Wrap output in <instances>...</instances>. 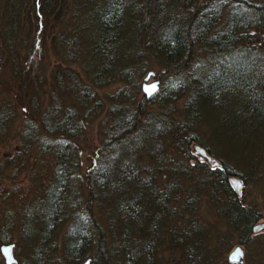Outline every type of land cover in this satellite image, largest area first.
I'll list each match as a JSON object with an SVG mask.
<instances>
[{
    "label": "trees",
    "instance_id": "obj_1",
    "mask_svg": "<svg viewBox=\"0 0 264 264\" xmlns=\"http://www.w3.org/2000/svg\"><path fill=\"white\" fill-rule=\"evenodd\" d=\"M44 37L60 60L50 88L26 64L37 54L41 68ZM2 51L31 103L42 90L51 97L24 119L20 148L0 157V178L54 161L40 213L13 226L31 241L33 264H208L214 241L251 245L264 218L244 196L249 183L264 195V0H0ZM149 71L161 81L150 100ZM112 84L106 109L97 90ZM104 109L86 163L80 141ZM14 111L0 108V143L16 136ZM205 205L219 209L225 233L202 220Z\"/></svg>",
    "mask_w": 264,
    "mask_h": 264
},
{
    "label": "rangeland",
    "instance_id": "obj_2",
    "mask_svg": "<svg viewBox=\"0 0 264 264\" xmlns=\"http://www.w3.org/2000/svg\"><path fill=\"white\" fill-rule=\"evenodd\" d=\"M51 38L53 37L43 38L45 39L44 44L46 45L47 49L45 53L48 52L49 54L47 53L45 55L47 57L42 62L41 68L38 67L37 60H35V55L37 54H33L31 56V60L34 61L30 60V62L26 63L29 64V66H27V71L34 70L33 73L37 72L39 74H37L38 77L45 75V88H50L49 85L54 81L52 73L55 72L56 66L58 65V61H60L58 60L54 52L51 51ZM0 54L8 56L7 51H2V53L0 52ZM30 63H32L33 65H31ZM12 77L13 75L11 64H9L6 59L1 61L0 108L5 106L7 107L8 104L11 107L13 106L15 108V111L13 113L14 116H12L14 120L9 128L14 129L16 134V136L12 135L13 137L11 136L10 139H7L6 141L0 143L1 159L11 157L20 148L21 131L25 123L24 119L28 116H32L33 114H38V110L45 111L48 107V101L51 98L49 97L50 95L45 98L44 91L42 90L40 103H36L34 101L31 103L32 97L34 96L33 93L31 91L26 92V90L21 91L20 85L18 83H11ZM153 80H155V78L151 79L150 82H152ZM119 87L120 85L118 84H112L104 89L97 90L99 97L105 101L104 107L106 109L109 106L110 99L113 100L112 94H114L119 89ZM23 92H25V101L21 100ZM18 93L21 94V98ZM17 95L18 97L16 98ZM12 98L13 100H16H14L15 103L11 100ZM106 98H109L107 99L109 102L106 101ZM10 100L12 102H10ZM65 100L67 105L73 104V97L71 96V94H66ZM178 104H183V101H180ZM35 106H38V108ZM106 109H104V112L101 113L98 117H96V120L91 125H89L84 135V140L80 141V143H82V145L86 147V152L84 154V161L86 163L92 155L91 151L95 150L101 144L100 137H102V133L100 127L102 124L101 122L105 118ZM221 146H223L224 150L227 149V151L232 149V145L230 143H223L221 144ZM38 152L39 146H34L32 148L31 155H36ZM48 162L49 168L45 172L44 170H42L41 166L32 167V163H29L25 166L24 169H22V173H18L17 176L10 174L6 175L5 173L0 178V264H6V259L1 252V247L3 245H13V254L16 259V263L14 264H33L31 256L35 254V252L33 251L34 248L28 246L29 244H31V241L27 240L26 238H23V236H21L19 233V229L15 227L17 226L16 223H18L19 226L22 218L26 219L27 216H33L36 218L40 213L41 205L39 203L34 202L35 198L43 197V180L45 179V184H48L51 180L50 177L52 175L51 171L53 167L52 163L54 164V161L51 157H49ZM34 170L36 171V175L34 174V172H32ZM260 189L261 188L259 183L246 184V186L244 187V196L248 199L249 202H259V206L261 207V209L263 208L264 210V195L263 190L260 191ZM114 199L115 198L110 199V201L114 202ZM29 202L31 203L29 204ZM205 211L207 212V215L205 214ZM218 211L219 209L215 208L214 213H212V210L210 211V209H206V205L202 207V220H205V218H207L208 222H211L212 226L210 227L215 232V234H217V231L220 233L226 232V223L224 221L217 220L216 215H219ZM11 216L13 217L12 221L14 222V225H12L11 223L8 226L7 219ZM260 223H264V218L260 220L259 224ZM69 228L70 221H68L61 229L60 235L58 236L59 246H61L63 243L65 244L67 240V231L69 230ZM3 236H5V239L7 241L3 240ZM252 238L253 241L250 246H242L244 248L243 263L235 262L230 259L231 253H234L237 247L240 246L238 244V240L232 238V240L229 241L223 239L224 241L222 242L214 241V243H212L214 244V247L212 249L215 251V253L211 255L212 260L210 258L211 261L208 264H261L264 258V229L254 232ZM217 247H219L218 250H216ZM166 251L167 248L164 247L163 256H169L170 252ZM146 260L148 261V263L151 262L149 261L150 259L148 260V257H146ZM157 261L159 262V259ZM164 264H167V262L165 261Z\"/></svg>",
    "mask_w": 264,
    "mask_h": 264
},
{
    "label": "water",
    "instance_id": "obj_3",
    "mask_svg": "<svg viewBox=\"0 0 264 264\" xmlns=\"http://www.w3.org/2000/svg\"><path fill=\"white\" fill-rule=\"evenodd\" d=\"M152 82H150L151 79H154ZM161 89V81L157 78V75L154 71H149L147 75L144 77L142 82V92L145 98L148 100L152 99L156 94L159 93ZM200 151V148H197ZM204 157H207L209 160L210 158L207 156L206 153H203ZM232 182L235 186V188L239 191H241L242 183L238 178H232ZM264 229V223L257 224L254 227V232H257L259 230ZM1 252L4 255L6 259V264H14L16 263V259L13 254V245H3L1 247ZM243 252L244 249L241 247H238L234 253L231 254L230 259L235 262L243 263ZM240 254V255H239ZM83 264H91L90 260H87Z\"/></svg>",
    "mask_w": 264,
    "mask_h": 264
},
{
    "label": "flooded vegetation",
    "instance_id": "obj_4",
    "mask_svg": "<svg viewBox=\"0 0 264 264\" xmlns=\"http://www.w3.org/2000/svg\"><path fill=\"white\" fill-rule=\"evenodd\" d=\"M238 247H241V248H243L242 246H238ZM238 247H237V248H238ZM243 249H244V248H243ZM231 254H232V253H231ZM239 255H240V254H239Z\"/></svg>",
    "mask_w": 264,
    "mask_h": 264
}]
</instances>
